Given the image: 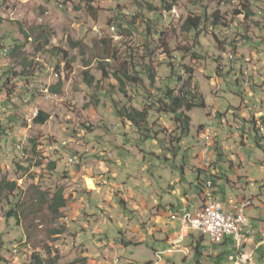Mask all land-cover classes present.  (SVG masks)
Returning a JSON list of instances; mask_svg holds the SVG:
<instances>
[{"label": "rangeland", "instance_id": "rangeland-1", "mask_svg": "<svg viewBox=\"0 0 264 264\" xmlns=\"http://www.w3.org/2000/svg\"><path fill=\"white\" fill-rule=\"evenodd\" d=\"M166 1L172 5L171 11L163 8L162 0H95L91 4L66 0L64 9L51 1L6 0L0 8V37L4 35L6 42L15 39L23 46L18 57H13L7 48L9 55L0 62V103L10 107L8 110L2 106L0 121L6 124L14 118L12 123L16 124L9 132L16 135L15 142L4 132L0 135V179L18 185V190L0 203V264H31L35 255L44 264H153L148 263L149 258L155 264H205L192 248H188L189 255L179 250L160 258L154 255H161L168 246L160 243L165 239L160 234L155 240L149 237L144 243L140 241L141 214L133 205L136 198H149L155 190L159 191L161 205H169L175 201L171 195L175 184L198 202V176L191 169L203 173L212 161L222 170L215 189L223 202L244 200L260 191L261 185L250 179H257L259 161H264V151L256 144L257 140L261 144L264 141V123L256 121L254 131L251 130L252 105L236 93V85L248 88L257 81L264 82V0ZM216 11L222 18L219 25L214 26V20L208 19L202 21L205 27L199 32L184 29L188 17H200L204 12L211 17ZM120 23L123 27L119 33ZM147 23L152 27L150 48L156 54L152 67L157 75L165 78L166 60L172 62L171 57L179 59L186 52L183 62L193 69L198 90L206 101V110L189 113L191 132L182 142L177 136L172 138L176 129L172 117L157 114L152 116L157 124L152 131L163 133L159 134L161 139L141 143L112 104L123 99L115 75L134 72L137 64H146L143 32ZM41 28L50 36L49 45L42 48L33 36L27 39L23 34L35 30L39 33ZM54 48L62 49L68 58L59 60L52 56L50 51ZM134 53L132 64L129 56ZM31 70L33 76L13 78L14 74ZM84 73L92 78L91 87ZM25 79L42 84L54 98L47 100L37 94L31 104H25V94L35 91L24 86ZM144 84L149 87L147 80ZM158 85L157 82L155 87ZM8 95L12 96L11 101L5 103ZM130 96L135 97L131 91ZM259 97L260 101L264 98L262 94ZM139 100L145 101L141 96ZM28 107L48 114L49 121L45 125H35V120L27 123L24 115ZM259 111L264 115V106L260 105ZM256 113L255 119L261 117V113ZM220 114L227 120L225 127L218 121L222 119ZM237 127L250 136L243 154L247 162L253 159L254 164L234 171L231 158L219 157L210 147L212 141L219 140L222 151L236 154L241 136H245L239 134ZM230 133L236 137H230ZM43 135L55 140L52 147L49 149L47 140H39L38 151L31 152L32 137ZM19 141L30 151L26 160L15 148ZM116 143L118 149L122 147L120 151ZM104 148L121 161L112 165V155L104 162L100 152ZM73 156L78 164L71 166L68 158ZM196 161L198 165L193 168ZM179 166L185 169L184 173ZM227 177L236 178L237 186L228 184ZM206 179V175L201 178L203 182ZM59 193L66 204L56 210L53 201ZM181 199L177 197L179 203ZM14 208L18 218H7ZM252 213L245 211V216ZM194 236L200 243L202 235L195 232ZM124 242L129 246L118 248ZM200 244L203 252H214L208 237ZM186 245L191 246V241Z\"/></svg>", "mask_w": 264, "mask_h": 264}, {"label": "trees", "instance_id": "trees-1", "mask_svg": "<svg viewBox=\"0 0 264 264\" xmlns=\"http://www.w3.org/2000/svg\"><path fill=\"white\" fill-rule=\"evenodd\" d=\"M6 0H0V8L5 3ZM42 1V0H41ZM47 3H49V0H44ZM80 1H87V3L91 4L95 0H80ZM2 2V4H1ZM51 3V2H50ZM163 8L165 10H172L171 3H168L166 0H162ZM149 8L152 9L151 6ZM154 12V10L152 9ZM208 19L214 20L213 25L217 26L221 23L222 18L220 17L219 13L216 11L214 12L211 17H208L207 12H204V14H201L200 17L190 16L185 22V25L183 26L185 30L191 31V32H199L205 27V24L203 22H207ZM3 19L0 16V23ZM129 26V23L127 24ZM132 25V23H131ZM122 23H120L118 29V32L120 33V29H122ZM130 27V26H129ZM132 28V27H131ZM129 28V29H131ZM151 25L147 23L145 25V29L143 32V39H144V47H145V55L143 57L144 63L137 64V67L135 68L134 65H132V69H134V72H124L123 74L120 73L119 75H115L116 79L118 80L117 89L119 90L120 94L123 96V99L120 102L112 101L113 107L118 115L119 118H121L124 122L130 124V126L133 128V131L135 134L139 136V141L141 143H145L150 141L151 143L154 140H160L161 136L159 134H163L160 131H152V127H157V124L154 120H152V116H157L164 114L165 117L171 116L172 121L176 125V129L174 132V136L179 137V141L182 142L191 132V122L192 119L189 115L192 111L196 109L200 110H206V101L203 96V94L200 92L199 87H197V83L195 81V74L192 68L187 67V65L184 64V55L186 52L181 53L180 58L178 59V56L171 57L173 60L170 62L169 60H166V70H167V76L165 78L158 76L155 72V69L152 67V57H155L156 54H153L152 49L150 48L152 44L151 36L152 30ZM21 31H23V28L21 26ZM115 30V29H114ZM27 39L28 36H33L35 41H37L39 47H46L50 43V36L45 31L41 30L39 33H37V30L31 31L29 34L23 33ZM161 35V33H158V35ZM11 40V39H10ZM19 41L11 40L6 42V38L1 36L0 37V51L6 50L9 48L11 51V54L13 57H18L19 51L23 48V46L18 45ZM8 44V45H7ZM37 46L36 51H39L40 48ZM8 50V51H9ZM194 52V51H193ZM50 54L54 57H57L59 60H66L68 58V54L64 52L60 48H54L50 51ZM196 55V52L194 53ZM135 53L131 54L129 56L131 63L133 64L135 60ZM183 56V57H182ZM198 56V55H196ZM174 59H177L179 61V64H177ZM26 61V60H25ZM11 73L12 71L9 70ZM88 73H84L85 81L89 87L92 86L93 80L92 78H89ZM14 79H22L27 78L29 76H33L32 70L28 73L22 72L21 74H14ZM104 76L107 75L104 73ZM1 80V77H0ZM9 78L7 79L8 82ZM147 80L149 83V87L147 88L144 84V81ZM159 83L158 88L155 87L156 83ZM131 93H133L132 97L128 98V96ZM22 94V93H21ZM37 91H33L30 94H25L24 103L28 105L31 104V100L33 97L35 98L37 96ZM143 97L145 101L139 100V97ZM12 96L8 95L6 101H11ZM136 100L138 103L134 104L132 101ZM33 101V100H32ZM118 104V105H116ZM5 106V105H4ZM3 106V107H4ZM6 109L10 110V107L5 106ZM4 107V108H5ZM16 109V107L14 105ZM12 117H15L13 111L11 112ZM162 116V115H161ZM11 117V118H12ZM25 118V121L28 123V120ZM163 118V116H162ZM14 119V118H13ZM11 119L7 121L6 124H2L0 121V135L2 132H4L6 135L9 132H12V128L16 127L14 120ZM16 119V118H15ZM50 119V116L42 111H40L38 118L35 120V125H45ZM13 120V121H12ZM10 124V125H9ZM22 125V124H21ZM9 126V127H8ZM86 129H90V127H87L83 125ZM21 127H26L25 124H23ZM203 127L200 128L202 130ZM165 129V128H164ZM166 130V129H165ZM164 130V133L166 131ZM257 132V131H256ZM12 133L9 134V136ZM11 137V136H10ZM11 138H16L15 135L12 134ZM178 142V141H177ZM20 143H23V141H19L17 145H15V148L17 150V147ZM256 144L260 150L264 151V147L259 141H256ZM30 145H32L31 152H36V139L30 140ZM25 152L29 155L30 151H27L25 147ZM26 160V159H24ZM54 166V165H53ZM51 167V170L54 169V167ZM1 169V167H0ZM201 172V171H199ZM206 182H203L202 180H199L197 183V188L202 192V197L205 194L204 188L206 185ZM18 190L17 182L15 181H7L4 179H0V203L1 201L6 198V196L13 194ZM213 192V191H212ZM200 194V195H201ZM66 204V200L63 196V194L59 193L55 195L54 201H53V207L55 206L56 210H59V208H63ZM17 206V205H14ZM7 218H18L17 215V209H11L7 213ZM31 264H44L42 259L35 255L32 258Z\"/></svg>", "mask_w": 264, "mask_h": 264}, {"label": "crops", "instance_id": "crops-1", "mask_svg": "<svg viewBox=\"0 0 264 264\" xmlns=\"http://www.w3.org/2000/svg\"><path fill=\"white\" fill-rule=\"evenodd\" d=\"M238 92L243 96V98H245L246 103L248 102L252 105V109L250 111H251V120L254 122V124L249 125V126L251 127V130L254 131V128L256 127L255 126L256 121L262 120L260 124L264 123V115L262 111H259L260 105L264 106V98L260 101V97H259L261 94L264 96V82L262 84L261 82L257 81L255 85L248 86V88H244L243 86H240L239 83H237L236 93ZM256 112H258V114L261 113L259 114V116L261 117H257L255 119L256 117L255 114H257ZM219 116L220 118H222L221 114ZM218 121L221 123L223 127H225V122H227L225 117L222 118L221 120L218 119ZM236 130L237 131L239 130L238 131L239 134L245 135V136H241L242 138V141L240 142L241 147L237 150L236 154H233V153L230 154L228 152L225 153L224 151H222V146L219 140L212 141V144L210 147L217 152V155L219 157L231 158V168L234 171L245 169L246 167L253 166L254 164L253 159L252 160L250 159L247 162L246 157L243 154V149L246 146V143L248 139L250 138V136H248L246 132H242L243 131L242 127H237ZM204 136H203V139H204ZM230 137H236V135L234 136V134L232 133ZM262 137L264 139V132L262 134ZM263 143L264 141L262 142V144ZM262 146L264 147V145ZM115 147L118 151H120L122 148L120 147V149H118L119 146L117 143L115 144ZM145 150H146V147H145ZM122 151H124L125 153L127 152V150H124V149ZM179 151H182V149ZM100 152L102 153V156L104 155V159H103L104 162L107 159H109L112 155H113L112 165H116L117 162L121 161L120 159L116 158L115 154L109 151L107 148L101 149ZM175 152L176 151L172 152L174 159L177 158V156L174 155ZM182 161H185V158H183ZM247 163L249 164L247 165ZM259 163H261L260 174L258 175L256 180L251 178L250 182L260 184L261 185L260 191L259 192L255 191L254 195L246 197L244 200L241 199L242 201L241 200L234 201L232 199H228L227 201L223 202V200L219 199L215 187L217 184L216 180L222 174V170L218 168L215 162L212 161V163L209 164V167L206 168L205 171H203V173L199 172L200 170L197 168L196 169L190 168L192 172L197 174L198 181L201 180L203 175H206L207 177L206 181L207 180L213 181L214 183L213 191H214L216 199L219 202L223 203L227 208L242 209L243 206H245L246 208L243 209L244 214H245V211H247L248 213H250V211L253 212L251 215L248 214L246 216L248 222H247V226H245L243 229L245 243H244L242 251H238L236 242L232 238H226L222 243L217 244V245H213L210 243V245L213 246L214 252H212L211 250L209 251L207 249L206 251L203 252L202 246L200 243L204 241V236H202L200 243H198V241L195 240V236H194L195 232L182 233L181 218L184 216V214L186 212L195 213L199 211V209H201L204 204L203 202L204 196L202 197V194H201L202 192L197 188V184H196V189L198 191V202H196V199L192 198L191 196L186 195L187 193L184 190L180 189L179 187H176L175 184H173V187H171V191H172L171 195L175 197V201H170L169 205H161L160 200L157 197V196H160L159 191L155 192L154 190L155 195L152 194L150 195L149 198L148 196L143 197L142 195H139L136 198V201L135 203H133V205L135 208L139 209V214H141V216L139 217V224L141 225V227L138 226L139 228L138 230L142 232L141 233L142 239L140 241L144 243L149 237L155 240L156 234H160L164 236L165 239H162L159 241L160 243H163L168 247L166 248V250L163 251V253L161 252V255L154 251L155 252L154 255L156 254L158 258H160L162 255L166 253L174 254V252L178 250L184 254L189 255L188 248H192V249H195L196 254L198 256L202 257V259L205 261V264H231V263L233 264H264V161H259ZM196 164L198 165V161H196L192 167L194 168ZM179 167L181 168V166ZM181 170L183 171V173L185 172V169L181 168ZM107 171H109L108 174H110V169H107ZM227 181H228V184L232 185L233 188L237 186L235 183L236 178L230 180L227 177ZM177 197L182 198L181 199L182 201L180 203L178 202L179 200H177ZM142 200L144 202H148L149 206H147L148 204L146 205L145 203H143ZM231 201H234L236 203L232 204ZM179 239L181 240L180 244H178L177 247H174L175 242L179 241ZM188 240L191 241V246H187V245L184 246V244ZM127 246H129V244L124 242L122 243V247L119 246L118 248L123 249V248H126ZM141 246L143 247L144 244ZM170 249H173V251L169 252ZM231 252H234V255H232ZM121 253L122 255H125L123 250L121 251ZM122 255L121 256L119 255L120 259L125 260L122 258ZM239 256L245 259V262L239 261ZM128 262L130 263V261ZM148 263L155 264V262L151 261V258H149ZM125 264H126V261H125Z\"/></svg>", "mask_w": 264, "mask_h": 264}, {"label": "built area", "instance_id": "built-area-1", "mask_svg": "<svg viewBox=\"0 0 264 264\" xmlns=\"http://www.w3.org/2000/svg\"><path fill=\"white\" fill-rule=\"evenodd\" d=\"M44 1V0H42ZM66 0H61V9H64L66 6ZM6 52V50H5ZM5 60V55H0V62ZM2 63H0L1 65ZM24 86L37 90V88H44V91H47V88L42 84H37L35 81H30V79H25ZM23 86V87H24ZM22 88V87H21ZM3 104L0 103V111L2 110ZM33 108L28 107L25 110L24 117H28L29 120H36L32 117ZM9 137V133L7 134ZM14 140L15 138H10ZM210 141V137H206ZM47 140L49 142V149L52 147L55 142L54 139H49L46 135L36 139V151H38V141ZM32 148V145H31ZM206 150H209L207 148ZM90 150H87L88 153ZM19 153V150H17ZM30 157V156H29ZM68 164L73 166L77 164V157L73 156L68 158ZM214 183L211 180H207L204 190H213ZM202 212L188 213L186 212L181 218L182 222V233L198 232L204 237H208L210 243L217 245L222 243L226 238H232L233 240H240V247H237L238 251H242L245 240H241V236H236V228H243L247 226V218L244 214L243 209L246 207L243 206L242 209L237 208H227L223 203L219 202L214 194L213 198L203 199ZM207 202H216V210L213 212H205V205ZM184 235V234H183ZM181 240L175 242V245L178 246ZM239 261L245 262V259L239 256ZM158 264V263H157Z\"/></svg>", "mask_w": 264, "mask_h": 264}, {"label": "bare ground", "instance_id": "bare-ground-1", "mask_svg": "<svg viewBox=\"0 0 264 264\" xmlns=\"http://www.w3.org/2000/svg\"><path fill=\"white\" fill-rule=\"evenodd\" d=\"M51 1V3H56L55 5H57L59 8L61 7V0H49ZM48 14V13H47ZM9 52L6 50H2L0 51V55H5V59H7ZM39 94H41L42 96H44L47 100H50L52 98H54V95L52 94L51 91H49V89H47V91H44V88H40L39 89ZM56 97V96H55ZM39 116V111L35 110L32 111V117L33 118H38ZM26 119L28 120L29 123H33L34 120H29L28 117H26ZM12 137V134L10 135ZM17 150H19L20 156L22 157V159H26L27 158V153L25 152V143H20L17 147ZM78 164V161H77ZM213 192L211 190H206L205 194H204V199H210L213 198ZM216 210V202H207L205 205V212H213ZM197 212H202V208L199 209V211ZM236 236H241V240H244V235H243V228H236ZM236 242L237 247H240V240H234ZM174 247H177L174 244ZM179 249V248H177Z\"/></svg>", "mask_w": 264, "mask_h": 264}, {"label": "clouds", "instance_id": "clouds-1", "mask_svg": "<svg viewBox=\"0 0 264 264\" xmlns=\"http://www.w3.org/2000/svg\"><path fill=\"white\" fill-rule=\"evenodd\" d=\"M213 182V181H212Z\"/></svg>", "mask_w": 264, "mask_h": 264}]
</instances>
